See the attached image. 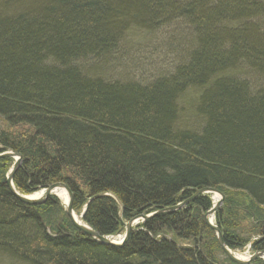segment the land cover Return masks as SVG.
Instances as JSON below:
<instances>
[{
  "label": "trees",
  "instance_id": "obj_1",
  "mask_svg": "<svg viewBox=\"0 0 264 264\" xmlns=\"http://www.w3.org/2000/svg\"><path fill=\"white\" fill-rule=\"evenodd\" d=\"M8 149L19 193L65 183L100 235L210 187L225 245L263 251L264 0H0ZM13 161L0 157V264H237L204 221L209 193L104 245L55 196L16 198Z\"/></svg>",
  "mask_w": 264,
  "mask_h": 264
},
{
  "label": "water",
  "instance_id": "obj_2",
  "mask_svg": "<svg viewBox=\"0 0 264 264\" xmlns=\"http://www.w3.org/2000/svg\"><path fill=\"white\" fill-rule=\"evenodd\" d=\"M0 157H12L14 159V163L8 173V175L6 176V184L7 187L9 188V190L11 191V193L18 198L21 202H23L24 204L27 205H37V204H41L44 203L49 196L53 195L56 196L55 194V190L57 189H63L66 193V202H62V206L64 208V211L66 213V215L68 216V218L70 219V221L72 222V224L80 231L86 233L87 235H89L90 237H92L93 239H95L96 241H98L101 244L104 245H115V246H122L128 239L130 231L133 229V227L141 220L144 221L145 219H147L148 217L156 214V213H160V212H164V211H171V210H175L178 209L179 207H181L184 203L188 202L189 200H192L194 198H196L198 195L201 194H212L213 196L218 197V199L215 201H213L212 206L210 209H208L204 214H203V218L205 223L214 230L218 243L221 246L223 252L225 253V255L234 263L237 264H249L251 263L253 260L257 259V258H263L264 259V250L263 251H257L255 253H253L252 255H250L248 258L244 259L240 256H237L234 252L230 251L223 242L222 236L220 234V231L218 230V228L216 227V225L213 224V221L211 222L209 220V218L213 217L214 213L219 210L221 208V204H222V200L224 195L217 189L215 188H210V187H204L201 189L196 190L193 195L191 196V198H189L188 200H185L181 203H178L175 206L169 207V208H163L158 210L157 212H154L152 214L149 215H140V216H136L133 217L131 219H129L128 221H122V226L118 229L116 236H120L121 239L119 241H116L114 239H112L111 236H103L97 233V231H95L94 229H92L86 222L83 221L82 216H83V212L85 209L82 210L80 216V220L75 219V212L72 209V199H73V195L71 190L69 189V187L63 183V182H55L52 184H49L48 186L42 188L41 190H39L38 192H35L33 194H22L19 193L13 186L12 183V179H13V174L14 172L17 170L20 160H21V155L17 152H14L13 150H5L4 152L0 153ZM212 196V198H213ZM214 218V217H213Z\"/></svg>",
  "mask_w": 264,
  "mask_h": 264
},
{
  "label": "rangeland",
  "instance_id": "obj_3",
  "mask_svg": "<svg viewBox=\"0 0 264 264\" xmlns=\"http://www.w3.org/2000/svg\"><path fill=\"white\" fill-rule=\"evenodd\" d=\"M140 69H142V68H140ZM140 69L139 70H136V68H135V70H133L131 74H128L127 73L126 75H130L131 77H133L134 79H137V80H142L144 78H146L148 80L149 78H151L154 75V72H153L154 70H152L150 67L146 68L145 70L144 69L140 70ZM107 73L108 72L105 71V75H107ZM115 74L117 76H120V77L122 76V73L121 72L111 73L110 76H114ZM56 198L59 200V202L61 204L62 203L61 200L58 197H56ZM221 206H222V204H221ZM213 217H214V215H213ZM112 239L117 240L115 238H112ZM234 252L236 254H238L240 257L244 258V259L248 258L249 255L252 254V252L249 249V245H247L246 248L244 250H242V251L234 250Z\"/></svg>",
  "mask_w": 264,
  "mask_h": 264
},
{
  "label": "bare ground",
  "instance_id": "obj_4",
  "mask_svg": "<svg viewBox=\"0 0 264 264\" xmlns=\"http://www.w3.org/2000/svg\"><path fill=\"white\" fill-rule=\"evenodd\" d=\"M55 194L57 195V197L61 200V202H66V193H65V191L63 190V189H57V190H55ZM212 194H211V198H212ZM218 199V197H217V195L216 196H213V201L215 200V202H216V200ZM215 214V213H214ZM75 219H77V220H80L81 218H80V216L79 215H76L75 214ZM209 220L212 222L213 221V224L214 225H216L215 224V221H214V218L213 217H211V218H209ZM216 227H217V225H216ZM218 228V227H217ZM218 230H219V228H218ZM220 231V230H219ZM221 234V233H220ZM224 245H225V243H224ZM226 246V245H225ZM221 247V246H220ZM227 247V246H226ZM228 248V247H227ZM246 248V247H245ZM244 248V249H245ZM222 249V248H221ZM229 249V248H228ZM243 249V250H244ZM230 251H232V252H234V250H231V249H229ZM240 251V250H239ZM222 252H223V250H222ZM224 253V252H223ZM235 253V252H234ZM225 254V253H224ZM236 254V253H235ZM237 256H239L238 254H236ZM226 256V255H225ZM227 257V256H226Z\"/></svg>",
  "mask_w": 264,
  "mask_h": 264
}]
</instances>
